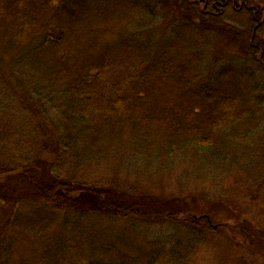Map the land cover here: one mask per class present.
Instances as JSON below:
<instances>
[{
  "label": "trees",
  "instance_id": "1",
  "mask_svg": "<svg viewBox=\"0 0 264 264\" xmlns=\"http://www.w3.org/2000/svg\"><path fill=\"white\" fill-rule=\"evenodd\" d=\"M257 132L261 3L0 0V264H200L226 254L210 232L256 240L202 208L221 182L264 188Z\"/></svg>",
  "mask_w": 264,
  "mask_h": 264
},
{
  "label": "rangeland",
  "instance_id": "2",
  "mask_svg": "<svg viewBox=\"0 0 264 264\" xmlns=\"http://www.w3.org/2000/svg\"><path fill=\"white\" fill-rule=\"evenodd\" d=\"M264 6V0H254ZM257 140L264 143V133L257 132ZM249 141H252L250 137ZM264 155V152H261ZM210 175L218 177L220 174L219 164L211 161L206 168ZM205 170V171H206ZM215 195L209 206L202 209L210 210L212 206L214 211L220 212L217 221L222 223L228 222L231 225H241L245 223L252 230V225L257 223L260 227L264 225V188H256L251 184L246 185L243 189H234L229 184H221L214 189ZM186 198V197H185ZM109 219L99 220V227H105L109 224ZM242 226V225H241ZM238 228V227H236ZM104 229V228H103ZM142 230V229H141ZM176 231L174 226L162 228L158 226L148 227V236L150 238H161L168 241ZM219 231L210 232V234L221 245L224 243V252L218 247L215 253L209 257H204L200 264H264V232L257 235L256 240H251L252 235L240 233L234 230L218 233ZM227 240L224 242L223 239ZM253 243V244H251ZM221 247V246H220ZM250 247H253L251 250ZM228 254V255H227Z\"/></svg>",
  "mask_w": 264,
  "mask_h": 264
}]
</instances>
